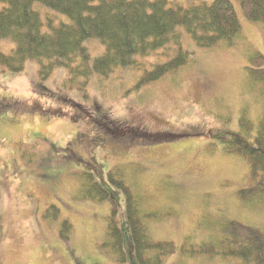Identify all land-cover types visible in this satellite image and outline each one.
Returning a JSON list of instances; mask_svg holds the SVG:
<instances>
[{
  "label": "rangeland",
  "instance_id": "obj_1",
  "mask_svg": "<svg viewBox=\"0 0 264 264\" xmlns=\"http://www.w3.org/2000/svg\"><path fill=\"white\" fill-rule=\"evenodd\" d=\"M231 1L242 26L233 45L198 48L184 34L191 61L140 88L145 70L173 58L175 49L171 56L144 59L141 67L95 76L82 90L70 89L63 69L42 81L37 62L28 61L21 73L0 72V264H126L106 253L110 200L92 202L83 196L81 175L88 168L119 205L130 264L135 262L126 198L108 182L113 172L132 190L156 242L199 245L221 237L219 229L229 221L264 231V205L239 196L251 185L248 163L227 154L215 137L241 132L242 117L256 126L264 116V85L252 84L247 74L250 57L264 54V23L248 20L240 0ZM61 20L69 22L64 16ZM87 46L93 59L106 50L97 39ZM14 48L13 42L0 41V53ZM77 106L84 116L92 112L103 119L101 112L110 121L138 128L136 137H145L144 131L205 134L154 144H134L131 133L114 140L92 132ZM77 132L100 139L95 143L94 137V148L82 154L93 157L88 168L65 150ZM64 220L71 223L69 232ZM163 264L242 263L176 254Z\"/></svg>",
  "mask_w": 264,
  "mask_h": 264
},
{
  "label": "trees",
  "instance_id": "obj_2",
  "mask_svg": "<svg viewBox=\"0 0 264 264\" xmlns=\"http://www.w3.org/2000/svg\"><path fill=\"white\" fill-rule=\"evenodd\" d=\"M240 4L248 20L264 23V0H240ZM62 16L69 22H63ZM241 31L231 0H214L211 4L170 0H0V41L15 44L10 54L0 53V72L21 73L28 61L37 62L42 81L63 69L68 71L70 89L82 90L95 76L109 77L118 68L141 67L144 59L171 56L170 52L175 49L173 58L145 70L140 88L191 61L192 53L184 48V34L198 48H210L222 42L233 45ZM93 39L106 47L105 53L95 59L87 46ZM247 72L252 84L264 85V54L250 57ZM78 110L92 132L99 135L102 132L114 140L131 133L133 139L129 137V141L134 144H154L205 134L151 135L144 131L145 137H136L138 128L110 121L108 115L99 111L103 119L95 118L92 112L84 116L81 108ZM240 125L241 132H217L215 137L222 142L227 154L242 157L250 167L251 185L239 193L240 198L249 204L264 205V116L256 126L242 117ZM97 134L95 143L100 140ZM93 175L87 171L82 173L81 190L87 201L111 202L106 253L120 263L130 264L119 221V205ZM108 182L126 198L135 264H163L166 257L176 254L191 259L220 257L236 259L242 264H264V231L237 221L223 225L219 229L221 237L199 245L188 244L186 240L178 248L173 242L154 241L144 223L146 215L124 179L113 172L108 175ZM63 226L69 232L71 223L64 220ZM68 235L62 232L63 239L69 240Z\"/></svg>",
  "mask_w": 264,
  "mask_h": 264
},
{
  "label": "flooded vegetation",
  "instance_id": "obj_3",
  "mask_svg": "<svg viewBox=\"0 0 264 264\" xmlns=\"http://www.w3.org/2000/svg\"><path fill=\"white\" fill-rule=\"evenodd\" d=\"M92 148H94V136H91V134L89 136L80 135L79 132H77L76 136L66 145L65 150L66 152H70L75 159H79L80 162L87 166L88 160H92L93 157L88 159V157L82 154L88 152V150ZM88 169L87 172H92Z\"/></svg>",
  "mask_w": 264,
  "mask_h": 264
}]
</instances>
